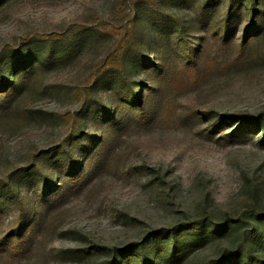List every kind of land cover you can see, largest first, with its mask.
Segmentation results:
<instances>
[{"label":"rangeland","instance_id":"obj_1","mask_svg":"<svg viewBox=\"0 0 264 264\" xmlns=\"http://www.w3.org/2000/svg\"><path fill=\"white\" fill-rule=\"evenodd\" d=\"M238 5L0 1V56L19 50L11 61L19 64L47 48L56 53L18 96L20 118L0 120V180L12 178L25 206L0 199V238L30 225L25 254L7 257L2 249L0 264H105L111 250L195 220H205L206 230L191 234L187 241H197L188 254L169 264H218L246 240L252 264H264V225L257 217L212 233L216 224L264 214V58L239 67L228 62L247 24ZM146 8L181 20L195 50L202 49L198 73L171 75L174 64L162 53L151 17L142 15ZM231 8L233 37L223 43L215 33ZM126 43L140 50L126 64L124 82L121 72L106 70ZM148 58L155 66L148 67ZM131 85L150 115L107 122L104 111L116 116L132 97ZM242 116L261 119L260 127L236 130ZM71 175L82 177L78 186L67 183ZM56 189L61 193L53 195Z\"/></svg>","mask_w":264,"mask_h":264},{"label":"trees","instance_id":"obj_2","mask_svg":"<svg viewBox=\"0 0 264 264\" xmlns=\"http://www.w3.org/2000/svg\"><path fill=\"white\" fill-rule=\"evenodd\" d=\"M239 1L241 4L240 6L238 5L239 10L241 12L243 10V15L247 18V24L236 42L235 51L228 58V62L234 67L242 66L253 58H264V0ZM205 7H207V4H204L203 8ZM232 13L233 8L227 11L221 18L220 26L216 29L215 36L223 43H227L233 37L231 33L233 25ZM142 15L151 17L150 19H152L154 28L160 37L162 53L165 51L169 53L170 63L174 64L170 68L172 70L170 72L171 75L177 73L178 70H182L184 73H191L193 76L198 73L201 66V58L199 57L197 59L196 53L199 52L201 54L202 49L195 50V47L187 38L188 33L181 20L174 18L170 13L162 10L152 11V8L144 9ZM28 42L30 41L27 40L26 43ZM139 50L137 43H126L122 48V53L120 51L116 52V57L110 61L111 64L106 71H119L121 72L122 80L124 82L128 81L124 72L125 66L133 56L137 55ZM19 53L21 51L12 49L8 54L0 56V120L20 116L17 111V105H15L18 96L33 85L36 78H39L38 73L50 68L51 62H53L56 55L52 48H47L40 58H32L31 61L24 59L19 64H13L11 62L12 59ZM251 53L252 55H250ZM147 63L149 64L148 67L155 66V63L153 64L150 59L147 60ZM8 71L13 72L11 78L6 77ZM164 71L165 69L162 70L160 77L165 74ZM128 87L132 95L131 99H126V103L121 106L122 111H118L119 114L117 112L116 116H112L111 113H107V110H105L104 117L108 119L107 122H112L113 120L123 122L126 119V114H130L132 118L138 120H145L150 115L149 103L137 97L135 86L131 85ZM248 118L243 116L239 117L241 124L236 130L242 131L248 129V127L253 128L255 127L254 125L257 128L260 127L261 119L254 118L255 120H253ZM78 133L79 130L74 134L77 135ZM93 154L98 156L99 153L95 152ZM81 181L82 177L80 175H71L68 177L67 183L76 187ZM46 191L45 188L44 192L46 193ZM54 192L53 195L61 193L57 189ZM9 198L13 199L22 211L25 210L21 196L17 191V186L13 183L12 178L7 177L5 180H0V199L7 201ZM255 212L247 216L243 215L241 219H232L222 224H216L214 229H212V233L221 234L230 229L240 228L244 224L243 222L246 221L245 219L250 216L257 217L264 225V214ZM28 223L29 221L26 225H19L14 231L8 232L3 238H0V253H2V249H7V257L16 258H20L25 254L28 235L30 233V225ZM207 225L205 220H195L182 225H176L174 228L152 230L147 233L146 237L129 246L127 249L111 250L109 253L111 257L108 256L111 259L106 261L105 264H169L170 260L177 262L185 257L192 248V244L196 243V237L190 238L187 241L191 234L203 233ZM253 234V238H255V230L250 231L248 234L249 239ZM189 241L190 243H188ZM251 250L252 247L249 246V242L246 240L235 252H230V255H228L229 252L225 251L223 257L218 261V264H228L226 261L228 258L230 262L231 259H237L233 264H252V255L250 256ZM93 253H96V250ZM242 254L244 257L241 258L240 256Z\"/></svg>","mask_w":264,"mask_h":264}]
</instances>
